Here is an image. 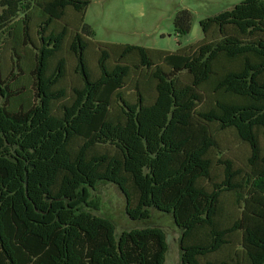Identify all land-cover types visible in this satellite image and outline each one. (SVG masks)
I'll list each match as a JSON object with an SVG mask.
<instances>
[{
	"label": "trees",
	"instance_id": "obj_1",
	"mask_svg": "<svg viewBox=\"0 0 264 264\" xmlns=\"http://www.w3.org/2000/svg\"><path fill=\"white\" fill-rule=\"evenodd\" d=\"M90 2L0 0V264H165L161 228L116 237L113 222L92 213L102 181L122 192L130 219L174 207L180 264H257L264 0L203 18L202 39L174 52L122 44L111 61L103 48L95 70L85 58L87 26L63 22L66 9L83 13ZM174 23L188 32L190 13ZM65 52L75 55L80 86L65 83ZM214 125L247 146L242 164L222 157ZM194 154L198 164L182 173ZM163 174L180 178L162 186Z\"/></svg>",
	"mask_w": 264,
	"mask_h": 264
},
{
	"label": "rangeland",
	"instance_id": "obj_2",
	"mask_svg": "<svg viewBox=\"0 0 264 264\" xmlns=\"http://www.w3.org/2000/svg\"><path fill=\"white\" fill-rule=\"evenodd\" d=\"M240 1L242 0H91L83 13L76 12L72 8L66 9L63 22L70 25L71 28L78 27V30L83 25L87 26L85 30L81 31L83 36L90 34L85 58L88 67L95 70L96 60L103 48L108 50L112 61L115 56L119 55L118 45L122 44L144 47L152 52L153 50L174 52L180 47L194 44L203 37L200 27V21L203 18L231 9ZM182 10L190 13V29L186 33L179 32L174 23L175 16ZM81 16L83 17L82 23L80 22ZM74 33L72 30L64 38L63 45L65 47ZM30 35L32 41L38 44V37L33 28L30 30ZM110 45L113 47L110 48ZM32 53L33 47L28 49L27 56L30 57ZM65 58L68 75L65 83L80 86L81 81L75 74V55L65 52ZM188 75L190 74L184 70L180 73V78L183 81H188ZM28 85L32 93L34 85L31 79ZM204 103L201 106H205ZM213 131L216 133L217 142L223 152L225 151L222 157H231L237 163L242 164V160L248 154L247 146L240 143L230 129L217 130V126L214 125ZM260 144L264 150V135L260 136ZM197 157V154L192 156L182 173L190 171L193 166L198 164ZM166 178V174H163L159 178V185L163 186L177 181L180 174L168 177L169 179ZM191 194L194 196L193 193ZM94 197L99 199L100 206L98 210H91L92 213L109 218L115 226L116 237L122 230L146 226L159 227L165 232L168 245L165 264H180L182 262L181 250L178 245L181 230L176 221L174 207L166 208L168 210L152 207L149 218L133 220L126 214L124 195L115 184L105 181L98 183L95 190L91 191V198ZM207 213L208 211L203 216H206ZM257 264H264V259Z\"/></svg>",
	"mask_w": 264,
	"mask_h": 264
}]
</instances>
